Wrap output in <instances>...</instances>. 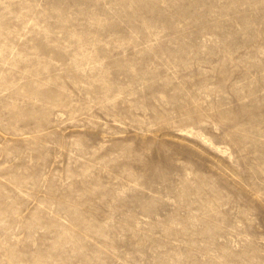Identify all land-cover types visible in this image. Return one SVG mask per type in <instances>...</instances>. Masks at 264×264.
Instances as JSON below:
<instances>
[{"label": "rangeland", "instance_id": "1", "mask_svg": "<svg viewBox=\"0 0 264 264\" xmlns=\"http://www.w3.org/2000/svg\"><path fill=\"white\" fill-rule=\"evenodd\" d=\"M0 264H264V0H0Z\"/></svg>", "mask_w": 264, "mask_h": 264}]
</instances>
